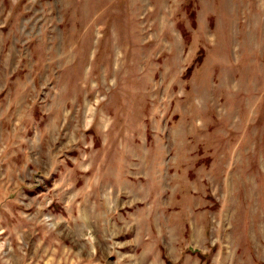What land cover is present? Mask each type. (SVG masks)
Listing matches in <instances>:
<instances>
[{
    "label": "rangeland",
    "instance_id": "374dc122",
    "mask_svg": "<svg viewBox=\"0 0 264 264\" xmlns=\"http://www.w3.org/2000/svg\"><path fill=\"white\" fill-rule=\"evenodd\" d=\"M0 264H264V0H0Z\"/></svg>",
    "mask_w": 264,
    "mask_h": 264
}]
</instances>
